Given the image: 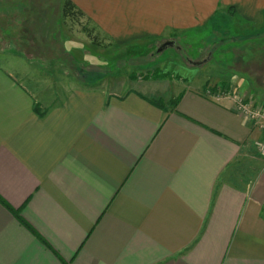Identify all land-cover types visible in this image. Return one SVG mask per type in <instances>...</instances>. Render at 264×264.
<instances>
[{
  "label": "crops",
  "instance_id": "obj_1",
  "mask_svg": "<svg viewBox=\"0 0 264 264\" xmlns=\"http://www.w3.org/2000/svg\"><path fill=\"white\" fill-rule=\"evenodd\" d=\"M15 1L0 0V264H264V133L205 94L219 83L105 87L48 67H89L71 44L22 57ZM70 1L115 47L264 28V0Z\"/></svg>",
  "mask_w": 264,
  "mask_h": 264
},
{
  "label": "rangeland",
  "instance_id": "obj_2",
  "mask_svg": "<svg viewBox=\"0 0 264 264\" xmlns=\"http://www.w3.org/2000/svg\"><path fill=\"white\" fill-rule=\"evenodd\" d=\"M12 3L14 9L20 8L19 12L24 13V20L20 26L11 25L6 28H11V35L12 33L15 36L22 34L21 42L16 44L20 45V49L12 47L19 50L20 53L16 54L22 57L30 59L33 56H43L46 57L44 61H49L51 56L57 54L34 53V51L48 52L53 46L56 48L57 44L64 45L66 48H69L71 44L74 49L84 48L89 51V53H77L79 60L89 64V67L80 65L78 68L70 64L64 67L56 61L50 62L51 60L48 62V67L51 65L63 67L66 74H73L76 70L78 74L91 82L100 78L102 81L106 76L105 87L115 85L114 88L116 86L136 87L140 83L151 81L174 83L182 78L185 79V83L194 85L202 80L213 78L212 81L219 85H210L208 82L209 85L204 92L225 93L226 91L230 95L252 102L255 106L261 104V101L257 99L260 93L264 94V34L261 36L259 34L264 32V28H252L248 24L232 19L227 25L219 23L214 28L208 27L198 33H186L176 39L174 47L158 53L159 47L156 42L160 39L150 38L115 47L105 34L104 27L101 26V33L95 29L92 32L101 44V48L94 47L91 42L87 48L86 37L88 36L82 32V29L83 27L92 29V25L86 19H80L78 22L63 19L62 0H19ZM22 3H25L26 10L22 9ZM103 13L105 11L101 10V14ZM60 17L63 22L59 21ZM60 29L75 35L74 38H68L65 42H63L65 38H61L60 43L58 37ZM24 45H32L34 49L32 47L29 50L24 49ZM190 62H201V65L193 66ZM50 71L57 74L55 70ZM246 83L251 92L240 87ZM165 86L168 88V84Z\"/></svg>",
  "mask_w": 264,
  "mask_h": 264
},
{
  "label": "built area",
  "instance_id": "obj_3",
  "mask_svg": "<svg viewBox=\"0 0 264 264\" xmlns=\"http://www.w3.org/2000/svg\"><path fill=\"white\" fill-rule=\"evenodd\" d=\"M205 94L207 96H214V94L216 93L205 92ZM220 95L231 97L236 109L244 116L250 118L254 122L257 129L264 133V104H260V106H255L252 102L245 101L241 97L230 95V93L226 91L225 93H221ZM256 148L261 158L264 159V142H257Z\"/></svg>",
  "mask_w": 264,
  "mask_h": 264
},
{
  "label": "trees",
  "instance_id": "obj_4",
  "mask_svg": "<svg viewBox=\"0 0 264 264\" xmlns=\"http://www.w3.org/2000/svg\"><path fill=\"white\" fill-rule=\"evenodd\" d=\"M61 13L63 19H71L72 21L76 22L80 21V19H85L84 14L79 9H77V7H75V5H73L70 0H63ZM86 21L89 23L87 19ZM93 30L94 28L88 30L83 27L82 32L87 34L92 45L100 46L101 44L98 42L97 37L92 34Z\"/></svg>",
  "mask_w": 264,
  "mask_h": 264
},
{
  "label": "water",
  "instance_id": "obj_5",
  "mask_svg": "<svg viewBox=\"0 0 264 264\" xmlns=\"http://www.w3.org/2000/svg\"><path fill=\"white\" fill-rule=\"evenodd\" d=\"M160 46H159V49L157 50L158 53L159 52H162L163 50H165L167 48L174 47L175 46V43L173 41H167V42L161 44ZM190 64H192L194 66H200L201 65V62H196V63L195 62H190Z\"/></svg>",
  "mask_w": 264,
  "mask_h": 264
},
{
  "label": "flooded vegetation",
  "instance_id": "obj_6",
  "mask_svg": "<svg viewBox=\"0 0 264 264\" xmlns=\"http://www.w3.org/2000/svg\"><path fill=\"white\" fill-rule=\"evenodd\" d=\"M259 35L261 36L262 34L260 33ZM213 50H215V48H214ZM104 78H106V76H105ZM104 78H103V79H104Z\"/></svg>",
  "mask_w": 264,
  "mask_h": 264
}]
</instances>
